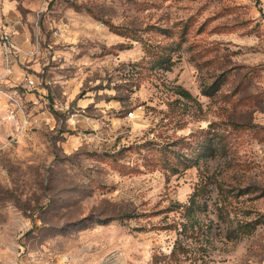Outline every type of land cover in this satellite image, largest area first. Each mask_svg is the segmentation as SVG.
<instances>
[{
	"label": "rangeland",
	"instance_id": "374dc122",
	"mask_svg": "<svg viewBox=\"0 0 264 264\" xmlns=\"http://www.w3.org/2000/svg\"><path fill=\"white\" fill-rule=\"evenodd\" d=\"M9 27L0 264H264V0H0ZM161 51L169 70L149 67ZM176 86L195 103L160 121L182 108ZM217 131L227 147L212 156ZM147 138L205 152L195 238L174 224L197 167L145 154Z\"/></svg>",
	"mask_w": 264,
	"mask_h": 264
},
{
	"label": "trees",
	"instance_id": "16d2710c",
	"mask_svg": "<svg viewBox=\"0 0 264 264\" xmlns=\"http://www.w3.org/2000/svg\"><path fill=\"white\" fill-rule=\"evenodd\" d=\"M152 54H154V52ZM147 62L149 63L150 68H163L165 70H169L170 65L172 64L170 54L162 51L153 56V58L150 57ZM221 77L222 76L214 80L207 87L201 86L202 93L210 96L213 93L219 91L222 84L219 80ZM175 94L177 97L174 99V102H179L182 105V108L170 109V112H167L165 115H163L160 121H162V119L164 118L169 117L166 122L172 121V119H174L176 121L175 123L181 124L184 119L183 117L185 113L189 112L190 107L195 103V99L191 95V93L181 86L175 87ZM227 123L231 124L234 128L241 125L232 120L228 121ZM209 126L211 125L209 124ZM149 131L153 132V129L150 128ZM213 137L214 139L210 141V145H212V147L210 148L209 154L212 156H216L221 151L225 152L227 143L224 140L223 135L219 131L215 132L213 134ZM191 143L192 142H182L180 140H172L170 142H156L153 141V139L147 138V140H145L142 144L144 145L143 148L145 150V154L147 155L159 151L160 154L166 156L167 153L169 154L171 152H175L177 158L182 163H185V165L183 166L184 169L192 165H195L197 167L198 182L195 184L193 191L189 196L188 203L186 205H178L180 209L179 214L184 218V222L174 224L176 225L174 226L175 229L181 234L183 233L186 238H195V236H197L199 232H204V229L201 226H196V223L198 221V214L196 211L201 205V199L205 200L208 186L211 184V182H209L211 180V177L207 174V171L202 168V165L199 164V158L203 157L205 155V152H199V149L201 148H199L197 152H194L195 149H197V146L191 145ZM176 145H178V147L175 149L174 147ZM137 147L140 148L141 146L138 145ZM148 160L150 161V158ZM216 185L217 189L221 188V190H219L220 193V191H222V187L220 186V184ZM240 226L243 225L240 224Z\"/></svg>",
	"mask_w": 264,
	"mask_h": 264
},
{
	"label": "built area",
	"instance_id": "2783aa9c",
	"mask_svg": "<svg viewBox=\"0 0 264 264\" xmlns=\"http://www.w3.org/2000/svg\"><path fill=\"white\" fill-rule=\"evenodd\" d=\"M17 34V29H15L14 27H9L8 30H6L5 32H3L0 36L1 38V43L3 45V48L6 50L10 47H13L14 44H13V38L14 36ZM28 83H32V80H28ZM71 116H74L75 113L74 112H71L70 114ZM127 116L130 118V117H133V112L132 111H129L127 112ZM33 122H35V124L37 123V119L33 120Z\"/></svg>",
	"mask_w": 264,
	"mask_h": 264
},
{
	"label": "crops",
	"instance_id": "0c3cea01",
	"mask_svg": "<svg viewBox=\"0 0 264 264\" xmlns=\"http://www.w3.org/2000/svg\"><path fill=\"white\" fill-rule=\"evenodd\" d=\"M16 42H17V41H16ZM21 47L24 48V45L21 44ZM24 49H25V48H24ZM38 90H39V89H38ZM40 90H42V89H40ZM42 91H43V90H42ZM38 97H41V95L38 94ZM38 97L35 95V97L33 98V100H34V99L37 100ZM41 119H42V118L38 115V116H37V124H39V123L41 124Z\"/></svg>",
	"mask_w": 264,
	"mask_h": 264
}]
</instances>
